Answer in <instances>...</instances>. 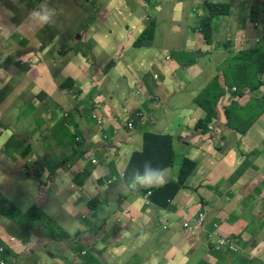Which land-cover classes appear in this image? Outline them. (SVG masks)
Instances as JSON below:
<instances>
[{"label":"crops","instance_id":"0c3cea01","mask_svg":"<svg viewBox=\"0 0 264 264\" xmlns=\"http://www.w3.org/2000/svg\"><path fill=\"white\" fill-rule=\"evenodd\" d=\"M200 1L44 0L37 8L32 0H0V193L13 206L11 214L0 216L4 264H229L217 257L229 259L231 253L214 255L207 234L189 242L180 233L182 222L200 211L206 212L208 228L217 224L222 234L241 237L246 255L264 264L263 115L239 136L221 115L228 93L215 100L213 121L194 103L236 54L230 45H256L254 30L245 31V19L236 34L240 28L245 32L234 38L227 27L246 0H212L233 4L231 11L213 18V31L205 34L210 39L194 34L206 16ZM191 9L203 12L193 28L182 16ZM45 13L48 22L39 19ZM141 13L147 18L141 20ZM150 22L152 40L136 45ZM66 80L71 89L61 88ZM88 98L107 122L105 138L90 104L81 106L75 118L78 112L71 113ZM20 105L24 109L17 121ZM124 106L145 116L144 122L134 120L128 135L120 116ZM76 131L85 138L84 153L73 154L71 142L63 140ZM143 133L171 138L175 158L160 172L165 181L177 182L182 160L195 165L168 205L146 206L147 187L131 188L124 179L107 185L111 176L125 171L131 154L141 151ZM252 134L260 140L251 142ZM44 153L47 157L39 159L37 154ZM66 154L75 160L67 161ZM44 163L51 171L45 172V165L35 178L33 171ZM33 207L38 218L29 240L22 242V217ZM49 222L54 232L68 235L63 247L47 241H52L46 235ZM259 225L261 233L255 235ZM250 226L253 234L237 230ZM59 248L63 259L56 257ZM47 255L49 261H39Z\"/></svg>","mask_w":264,"mask_h":264},{"label":"trees","instance_id":"16d2710c","mask_svg":"<svg viewBox=\"0 0 264 264\" xmlns=\"http://www.w3.org/2000/svg\"><path fill=\"white\" fill-rule=\"evenodd\" d=\"M201 8L205 9L206 16L199 19L197 28L206 37L205 34L213 31V18L216 19L221 14L228 12L229 7L228 4L208 2ZM249 11L248 18H245L246 21L244 20L245 22H243L246 26H257V34L262 33L261 39L255 46L248 45L247 47L238 45L236 47V54L221 66L223 83H220L219 75L217 74L194 98L196 107L200 108L203 114L213 121L217 117V104L214 105L215 100L217 99L218 102L223 95L228 93L226 99L229 102L222 107L221 115L227 129L239 136L243 135L264 111V81L260 77L264 72V19L262 22L259 21V10L256 11L254 7H251ZM153 32L154 24L149 23L136 39L135 44L140 45L144 40H152ZM206 38L210 39L208 35ZM192 63L193 60L189 62V64ZM71 85V80H66L63 82L61 88L71 89ZM232 88H235V91H232ZM245 93L251 94L250 100L247 103L246 101H237V98L242 97ZM253 93H257L258 95L254 96ZM72 95L75 97L73 91ZM63 157L67 161H72V158L68 159L67 155ZM174 158V148L171 138L168 135L144 133L142 136L141 151L131 154L124 171V181H127L133 188L137 189L140 187L136 185L138 176L142 177L147 171L164 172L171 166ZM45 168L46 172L51 171L48 165ZM194 168L195 165L193 163L185 159L182 160L177 182L161 181L164 185L151 189L150 201L154 202L156 206L161 202L168 205V202L173 199L176 192L186 183ZM134 185L136 186L134 187ZM12 209V204L0 193V216H8L12 213ZM30 211L33 212L23 216L25 220V227L22 232L24 237H28L33 220L38 218L35 214L38 210L35 207L31 208ZM47 227L49 229L47 235L50 237V233L55 231L54 226L49 222ZM218 229L222 230L220 226H218ZM185 234L187 235V233ZM58 235L62 239L68 238V235L62 230ZM242 260H244L243 264H262L258 259L249 261L247 256H244Z\"/></svg>","mask_w":264,"mask_h":264},{"label":"clouds","instance_id":"9594fccd","mask_svg":"<svg viewBox=\"0 0 264 264\" xmlns=\"http://www.w3.org/2000/svg\"><path fill=\"white\" fill-rule=\"evenodd\" d=\"M33 1V4L34 6H37V8L42 4V2L44 0H32ZM222 4V3H221ZM36 8V9H37ZM39 15V14H38ZM261 15V13H260ZM39 19L43 22H48V19H49V14L48 13H45L44 15H40L39 16ZM259 21L262 22L259 18ZM150 23H153V22H150ZM252 29L254 30L253 33H252V37H251V41L255 44H257L259 42V40L261 39V36H262V33L261 34H257V31H258V28L257 26H251ZM195 29H198L197 26ZM166 59H168V57H166ZM22 64V63H20ZM154 78H156L154 76ZM232 91H235V88H232ZM74 97V96H73ZM82 100V98H81ZM89 110H91V115H92V119L96 122V124L100 127V135L103 136V138H105V135H103V130H105V128L107 127V122L105 119L101 118L95 111L94 107H96V105L94 103H92V100L90 98L88 99H84L83 101H79L77 105H75L72 109V112L73 113V110L74 112H78V114H75L74 118L76 116L79 115V109L81 106H87L89 105ZM49 110L47 109V112ZM120 116L123 118V123H124V126L126 127L127 131H126V135L128 134H131L133 132V122L134 120H137V119H140L142 122L145 121V116H144V113L143 112H140V111H134L130 108H128L127 106H124L123 108H121V114ZM144 134V133H143ZM142 134V136H143ZM66 139V138H65ZM12 140H18L17 137H12ZM64 140V139H63ZM67 142H71L72 144V151H73V154L74 153H77L78 152V149L84 153L87 151L86 147H85V138L82 137L78 131H76V133H74V136L72 135H69V137L66 139ZM76 148V149H75ZM69 154V153H68ZM68 154H66L68 156ZM72 154V161L71 163L75 160L74 157L75 155ZM46 164L44 163L43 165H40L38 166V168H36L35 170L38 171L37 175V179L40 178V170L45 166ZM45 172H46V168H44ZM166 177H164L160 172H157V171H147L145 172V174L140 177L138 176L137 179H136V185H139L140 187H147L145 188V190L143 191L145 194H144V201H145V205L148 206L150 203L152 204V202L150 201L149 197H150V194H151V189L152 188H155V187H158V186H162L164 185L161 181L165 180ZM124 179V172L121 173V174H118V176H111L108 180H107V185H110V184H113L114 182L118 181V180H123ZM134 185V187L136 186ZM131 188H133L132 185H129ZM180 190V189H179ZM179 190L176 192V194L174 195V197L177 195V193L179 192ZM173 197V198H174ZM171 201V200H170ZM202 212L206 213L205 211H200L196 216L194 217H191V218H188L184 221H187V220H190V219H197L199 217V215L202 214ZM26 215V214H25ZM24 215V216H25ZM22 219L24 220V218L22 217ZM25 221V220H24ZM183 221V222H184ZM182 222V223H183ZM32 225H33V222H32ZM203 225H204V231H201L200 233L201 234H207V231H209L211 228H208L207 227V224H206V216H205V219L203 221ZM212 227V226H211ZM181 230L183 232V228H182V224H181ZM49 232V230H48ZM48 232L46 233V235L48 234ZM183 236L184 237H189L188 235H186L184 232H183ZM224 235V234H223ZM22 237L21 238H25L24 241L21 240L22 242H27L29 240V237H24L23 236V233L21 235ZM48 236V235H47ZM232 237H235V239L238 238V236H235V235H231ZM20 238V239H21ZM207 238H208V234H207ZM11 241H13L14 239L11 238L10 239ZM66 240V238H65ZM208 248L210 250H213L212 248V241L208 238ZM243 249V246L241 247V249H238L237 251H229V250H225V251H215L217 254V256L221 255V256H224L228 253H231L230 257L231 259L238 254V252L242 251ZM82 255L85 254V251H83L81 253ZM247 256V255H245ZM5 257V249L3 247H0V264H4V262H6V259L4 258ZM248 257V256H247ZM250 258V257H248Z\"/></svg>","mask_w":264,"mask_h":264},{"label":"rangeland","instance_id":"374dc122","mask_svg":"<svg viewBox=\"0 0 264 264\" xmlns=\"http://www.w3.org/2000/svg\"><path fill=\"white\" fill-rule=\"evenodd\" d=\"M208 1H212V0H201L200 1V6H198L199 8H201V7H203L204 5H206V3H208ZM217 1V0H216ZM220 1V0H219ZM258 4V5H257ZM198 5V4H197ZM257 5V6H256ZM261 5H262V7H261ZM233 6V4H229L228 5V7H229V11H231V8L230 7H232ZM157 7H160V4L158 3L157 5H156V8ZM251 7H254L255 9H256V11L257 10H259L258 12H259V14L260 13H264V0H246V5L244 6V8L242 7V8H240V9H237L236 10V12H235V18H232V19H227V21H228V26L227 27H229L230 26V28H231V30H232V35H235L234 36V38H237V34H241L242 32V28H240L241 29V31H239L237 34H236V32L238 31L237 29L239 28L238 27V24L240 23V22H243L244 20H245V18L247 19L248 18V14L250 13V8ZM261 7V8H260ZM263 11V12H262ZM203 15V12L202 11H194L193 9H191L190 11H182V16H186L188 19H189V21L192 23V28L194 27V25L196 24V20L198 19V17L199 16H202ZM233 17V16H232ZM145 18H147V16L146 17H144V15L141 13V16H140V19L141 20H144ZM222 19H224V20H226V18H224V17H222ZM236 22L237 23V25L236 26H234V22ZM227 23H225V24H220V31H222V29H223V25H226ZM244 27H245V31L246 32H248V33H250L251 31H252V27H250V26H246L245 24H244ZM191 31H192V29H191ZM244 31V30H243ZM244 31V32H245ZM194 34H196V35H198V34H200L201 32H199V30L198 29H193V31H192ZM231 32V31H230ZM202 34V33H201ZM217 36V35H216ZM222 37L221 36H219V34H218V39L220 40ZM201 44H204V43H201ZM257 47H259V46H257ZM236 48V45L235 44H232V45H230V49L231 50H234ZM121 52V51H120ZM233 53V52H232ZM215 56L216 57H220L221 56V54H216L215 53ZM221 70H222V68H219L218 69V74L219 75H221L222 73H221ZM261 77V79H262V81H264V72H263V75L262 76H260ZM112 88V86H111V84H108V90L109 89H111ZM253 95L254 96H256V95H258L257 93H253ZM250 98H251V94L250 93H245L242 97H240V98H237V101H246V103L250 100ZM24 109V105H20L19 107H17L16 108V111L17 112H15L14 113V116H16L17 117V121H19L21 118H22V115L20 114V112L22 111ZM261 115H263V118H262V121H261V125H262V127H263V130H264V114L262 113ZM260 115V116H261ZM203 126V128L206 130V124H203L202 125ZM15 130H17L16 129V127H14V129H12V131H15ZM55 135L57 136L56 137V141H59V142H61L60 140H59V138H58V132L57 131H55ZM64 140H66V139H64ZM250 140H251V142H253V143H256V142H258L259 140H260V138H258V135L257 134H252L251 135V138H250ZM264 140V139H263ZM63 141V140H62ZM56 148H58V146H56ZM258 154H259V152H258ZM38 156H39V159H44V158H46L47 157V154L46 153H44V154H37ZM37 173H38V171L37 170H34L33 171V174L35 175V178H37L38 177V175H37ZM214 175V174H213ZM260 175V173L258 172L257 173V176H259ZM254 182L255 181H252L251 183L252 184H254ZM263 184V186H264V183H262ZM258 193V192H257ZM202 214L204 215V216H206V213H204V212H202ZM247 221H249V220H247ZM215 226H218L217 224H214ZM262 228H264V227H262ZM261 226L259 225L258 226V228H256V232H255V235H258V234H260L261 233ZM237 230H242V232H244V233H250V232H252V234L254 233L253 232V229H252V226H250V227H248V228H246V229H237ZM179 231H180V233L183 235V233H182V231L179 229ZM213 232H216V231H213ZM51 234V236L49 237L50 239H52V241H49V240H47L52 246H56V247H63V245H62V242L63 241H65V238L64 239H62V238H60L59 237V235H58V233L57 232H53V233H50ZM201 237V233H200V231H197V232H195L193 235H191V236H189V237H187L188 238V241L189 242H195V240L196 239H199ZM241 241H242V238L241 237H239V238H237L236 239V245H237V247H238V249H241V247H242V244H241ZM247 243L245 242L244 244H243V249H242V251H240V252H238V254L237 255H235L232 259L231 258H229V259H224V258H220V257H217L218 259H220V260H222L223 262H230L229 264H243L244 263V260H242L243 259V257L246 255V253L248 252V249H247ZM63 249H61V248H59L58 250H56L55 252L57 253V258H59V259H63V258H65V255H63ZM72 252H73V250H71ZM255 251V250H254ZM208 253H213V252H211L210 250H208ZM214 254V253H213ZM215 255V254H214ZM67 257L68 258H72V256L69 254V255H67ZM253 257H256V255L255 256H253ZM50 258H52V257H50V256H40V258H39V261L40 262H42V263H46L47 261H49L50 260ZM231 259V260H230ZM249 261H254L253 260V258L252 257H250L249 258ZM62 262V261H61ZM32 264H34V262L32 263Z\"/></svg>","mask_w":264,"mask_h":264},{"label":"built area","instance_id":"2783aa9c","mask_svg":"<svg viewBox=\"0 0 264 264\" xmlns=\"http://www.w3.org/2000/svg\"><path fill=\"white\" fill-rule=\"evenodd\" d=\"M205 216L203 214L199 215L197 219H190L182 223L183 232L187 233L188 236L193 235L197 231H204L203 221ZM216 231V232H213ZM208 238L212 241V248L215 251H237L238 247L236 245L235 237L231 235H223L218 226L212 225V228L207 231Z\"/></svg>","mask_w":264,"mask_h":264}]
</instances>
